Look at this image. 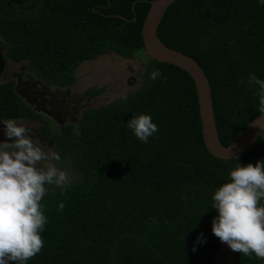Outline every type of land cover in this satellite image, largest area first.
Wrapping results in <instances>:
<instances>
[{"label": "trees", "instance_id": "16d2710c", "mask_svg": "<svg viewBox=\"0 0 264 264\" xmlns=\"http://www.w3.org/2000/svg\"><path fill=\"white\" fill-rule=\"evenodd\" d=\"M155 0H0L4 59L24 63L51 88L77 82L82 64L115 54H145L142 27ZM168 47L195 60L212 89L219 138L226 147L262 115L264 3L260 0H177L159 29ZM148 57V56H147ZM139 88L109 105L85 110L77 125L52 131V121L24 101L15 81L0 84V121L42 122L78 181L42 200L48 223L42 251L27 264H210L220 247L212 233V196L237 164L264 160V133L231 161L207 150L192 78L147 58ZM162 76L153 81L152 72ZM164 76L167 80H164ZM106 92L89 89L83 97ZM158 131L141 142L128 127L138 115ZM63 203V210L58 211ZM264 205V201L261 202ZM203 234V243L198 237ZM196 249L193 251V249ZM236 264H264L236 252Z\"/></svg>", "mask_w": 264, "mask_h": 264}, {"label": "clouds", "instance_id": "9594fccd", "mask_svg": "<svg viewBox=\"0 0 264 264\" xmlns=\"http://www.w3.org/2000/svg\"><path fill=\"white\" fill-rule=\"evenodd\" d=\"M161 76L156 70L150 79ZM249 83L259 86L258 110L264 117V81L250 74ZM121 99L126 101L127 96ZM0 123L7 138L0 142V264H27L44 247L41 233L48 220L42 200L49 186L59 188L64 195L72 181L54 163L61 160L59 154L49 147L46 150L28 128L11 119ZM128 127L143 143L158 131L152 117L145 114L131 118ZM229 177L230 182L212 196V209L218 212L212 233L233 252L264 260V160L255 165L237 164ZM63 208L61 203L58 211ZM197 239L203 243V234Z\"/></svg>", "mask_w": 264, "mask_h": 264}, {"label": "rangeland", "instance_id": "374dc122", "mask_svg": "<svg viewBox=\"0 0 264 264\" xmlns=\"http://www.w3.org/2000/svg\"><path fill=\"white\" fill-rule=\"evenodd\" d=\"M264 3V0H260ZM5 46L0 40V84L15 81L16 89L21 98L37 112L44 114L52 121V131L60 132L65 125H77L85 110L109 105L123 96L135 92L148 61L146 54H135L131 60L123 59L115 54L100 57L95 61L86 62L77 70V82L69 89L51 88L36 79L24 63L6 62ZM105 88L106 92L97 98L84 99V93L89 89ZM1 122V121H0ZM30 130L34 139L57 152L52 141L39 134L42 122L17 121ZM4 125L0 123V142L6 141ZM11 142V141H8ZM60 170L66 171L71 177V183L78 181V176L65 162H55Z\"/></svg>", "mask_w": 264, "mask_h": 264}, {"label": "water", "instance_id": "95a60500", "mask_svg": "<svg viewBox=\"0 0 264 264\" xmlns=\"http://www.w3.org/2000/svg\"><path fill=\"white\" fill-rule=\"evenodd\" d=\"M176 1L155 0L151 2L142 27L145 54L159 63L179 68L192 78L197 91L202 135L207 150L213 157L220 160L239 159L251 151L264 133V117L260 115L250 122L230 146L226 147L222 144L215 118L212 89L204 70L192 58L166 46L158 36V29L166 13ZM235 254L236 252H233L227 244L221 243L210 264H236Z\"/></svg>", "mask_w": 264, "mask_h": 264}, {"label": "flooded vegetation", "instance_id": "af4514ba", "mask_svg": "<svg viewBox=\"0 0 264 264\" xmlns=\"http://www.w3.org/2000/svg\"><path fill=\"white\" fill-rule=\"evenodd\" d=\"M142 75H140V77H141Z\"/></svg>", "mask_w": 264, "mask_h": 264}]
</instances>
